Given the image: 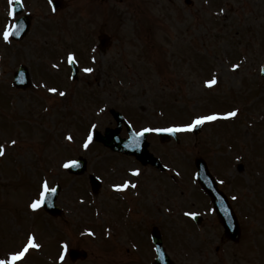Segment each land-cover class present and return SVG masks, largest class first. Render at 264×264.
<instances>
[{"label":"rangeland","instance_id":"obj_1","mask_svg":"<svg viewBox=\"0 0 264 264\" xmlns=\"http://www.w3.org/2000/svg\"><path fill=\"white\" fill-rule=\"evenodd\" d=\"M44 1L46 5L41 0L42 4L33 2L31 6L34 10L33 27L36 28V33L32 31L31 36L22 42H12L13 48L10 47L11 43L7 39L6 22L5 19L1 20L0 8V72H2L0 86L2 94L8 95L3 98L9 101L15 98L13 109L3 110L0 103V115H8L10 118L9 123H6V129L0 120L2 126H0V138L6 137L2 143L13 150H8L7 154L4 153L0 157L1 248L7 250L12 246L13 250H17L29 238L40 240L42 243L44 241V245L47 246L43 248V256L39 257L37 254L39 251L36 253V250L32 249L25 259L29 261L27 264H61V247L67 242L66 251L71 247L82 248L88 252L89 259L81 263H71L66 257V264H142L138 261L139 254L133 248L135 241L140 243L141 230L134 229L130 236L131 232L128 229L119 227L117 229L119 238L115 243L109 234H103L106 230L102 232L108 221L110 227L115 228L116 219H110L109 211L111 212L112 208L116 209L114 207L121 201L120 198L118 200L112 195L111 188L114 184L130 180V172L133 170L134 174L138 175L137 171L141 169L142 172L145 171L146 176H143L140 183H147L148 186L141 189L143 207L141 211L135 209V223L140 221L145 225L155 211L161 210L162 205V214L160 211L157 212L159 215L157 218L162 224L166 223L169 226L170 229H165L167 241L170 243L171 239L170 248L174 247L178 250L176 256L182 261L181 264L252 263L251 258L256 257L257 254L245 248V245H248L245 238L249 236L248 242L254 245L255 249L262 233L258 232L259 236L255 237V228L254 235H248L253 231L250 226L254 227V225L250 222L244 223L239 242L226 241L216 218L206 215L204 203L200 202L196 195L197 191L193 190L191 180L193 164L197 158H204L211 168L220 169L225 162L221 163L222 152L228 151V146L231 145L233 150L225 155L234 159L244 155L247 160L243 161L245 166L239 176H250V167L255 158L252 150H256V146H264V79L254 74L255 68L264 61V0H223L227 3L228 15L220 25L214 26L215 33H212L208 23L191 26L196 48L200 49L201 46L208 48V52L203 54L205 61L199 62L194 55L189 58L169 57L170 63L167 68H171L172 73L169 74V78L164 74L160 79L153 76L157 61H153L151 57H142L145 55L144 50L142 51V43L139 46L136 41L126 44L121 42L125 36L120 29L126 30L125 25L114 27L112 43L100 55H91L88 50L92 46V41L87 28L92 29L95 34L92 37L96 40V34L105 27L111 30V18L106 17L108 11L120 10L122 16L134 12L139 16L140 12L135 10L137 0H65L67 7L63 9V14L61 12L51 14L48 0ZM194 1L193 11L197 17L204 12V5L208 1L212 4L213 0ZM0 3L3 6L5 1ZM130 10L133 12H128ZM177 16L175 10L169 11L166 17L165 12L157 10L150 20L140 17L141 25L144 26L146 21L150 23L138 38L143 41L147 38V47L154 51L168 36L167 49L171 50L170 42L175 43L177 37L172 32L164 31V27H174V31L179 36H192L187 33V27L183 26L184 30H182L179 25L183 16ZM197 31L199 35H196ZM46 47L49 50L45 51ZM68 49L69 54L74 52L77 55L80 67H90L89 71L91 73L92 70L93 77H85L88 72L84 69L79 81L70 85L69 95L66 98H59V94L48 96L44 90L31 89L32 87L25 90H16L12 87L14 96L9 90L6 93L8 76L11 70L14 73L20 65L28 69L31 67L32 72L39 74L33 77L37 86H40L41 80H44V84L47 80L50 81L49 84L67 86L59 76L63 72H66L63 79L67 76L66 62L62 53H67ZM47 57L52 61L47 62ZM244 58L247 60L241 71L227 72L233 63L241 60L244 62ZM62 62L61 72L51 71L53 63L61 66ZM124 64H127L125 70ZM128 65L130 68H127ZM213 69L223 73L222 86L219 85L215 90L208 92L204 89L202 79L210 78L209 73ZM233 69L238 67L235 66ZM52 72H55L56 76ZM206 73L208 76L205 75ZM238 77L244 80L248 77L253 78L252 85L256 84V86L245 85L240 88ZM10 79L11 81L7 82L12 84L13 79L11 77ZM118 80L123 82L121 87L126 86L124 89L117 87ZM91 84L95 85L92 89L88 86ZM232 84L233 87L228 88ZM226 90L223 101L218 99L217 104L214 103L212 106L208 97L211 98L212 93L221 95ZM163 95L176 97L175 103L168 99L166 104L168 108H172V112L166 110L167 107H160L159 103L164 101L160 100ZM232 108H236L240 115L237 114L233 120L227 121L225 125L229 128L214 121L211 123L216 124L203 127L197 136L181 135L177 143L161 144L152 137L150 150L168 165L169 169L165 171L167 174L150 165L144 168L145 166L135 161L134 157L117 155L99 140L89 139L87 143L86 141L81 143L86 132L81 129L91 121L101 119L103 131L107 127L116 128L115 122L113 124L109 122V125L106 122L113 121L110 115L112 110H120L139 128L149 124L154 126L181 122L214 109ZM8 111L10 113H7ZM169 115L175 118L167 120ZM2 117L4 121V116ZM1 128L4 131H1ZM12 128L16 130L20 141L17 147L15 146L17 139ZM20 129L24 131L22 132L24 135L21 134ZM64 131H68V134L63 137ZM72 135L76 141L78 137L82 139L70 147L63 141L66 136ZM87 145L92 147L88 148ZM80 155L89 161L87 173L82 177L68 174L65 171L66 160L76 159ZM92 172L99 176L104 184L100 186L96 198L92 197L96 192L91 190L88 181V175ZM170 174L178 177L179 187L173 184L171 188H165L162 179L168 183ZM227 177L231 178L232 175L227 174ZM40 182L43 185L47 184L49 188L61 184L62 192L57 203L65 211L62 217L55 218L47 214L45 216V213L41 215L42 212L36 210L38 197L35 191L40 187ZM246 183L253 190L255 182L249 179ZM257 183L263 194L264 179L259 178ZM86 186H88L87 192ZM231 189H237L234 183L231 184ZM245 189L243 188V192ZM174 194H179L176 199L171 196ZM255 195L254 192L252 196ZM242 198L244 203L250 202L256 208L262 207L255 204L248 194H244ZM259 200L264 205V200ZM27 202L28 205L33 202L36 209L27 206ZM146 207L148 212L145 213L143 209ZM167 207L175 213L171 215L173 218L164 215L163 211L171 213L169 210L167 212ZM247 208H250V205ZM185 210L190 212L199 210L204 213V219L199 225L200 229L183 219L182 214ZM255 211L257 212V209ZM113 212L116 216L119 215L118 211ZM100 213L104 220L97 218V214ZM145 214L149 216L146 217ZM258 215L262 216L264 212L258 210ZM94 218L100 219L99 225ZM185 225L192 230L186 232ZM94 233L98 235V239ZM131 237L135 241H132ZM37 257L39 259H36Z\"/></svg>","mask_w":264,"mask_h":264}]
</instances>
